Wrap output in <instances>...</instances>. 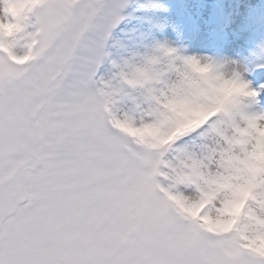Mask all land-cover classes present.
Returning <instances> with one entry per match:
<instances>
[{
  "label": "snow or ice",
  "instance_id": "6c2138e0",
  "mask_svg": "<svg viewBox=\"0 0 264 264\" xmlns=\"http://www.w3.org/2000/svg\"><path fill=\"white\" fill-rule=\"evenodd\" d=\"M159 7L0 0V264H264V41L228 61L241 103Z\"/></svg>",
  "mask_w": 264,
  "mask_h": 264
},
{
  "label": "rangeland",
  "instance_id": "374dc122",
  "mask_svg": "<svg viewBox=\"0 0 264 264\" xmlns=\"http://www.w3.org/2000/svg\"><path fill=\"white\" fill-rule=\"evenodd\" d=\"M155 3L160 7L150 10V18L153 24L162 27L151 29L153 41L186 48L185 54L206 53L218 58L212 50L227 45L219 40L227 32L223 26L229 16L237 15L241 9L253 7L249 9V22L258 25L264 34V0H155ZM253 42L250 40L252 48Z\"/></svg>",
  "mask_w": 264,
  "mask_h": 264
},
{
  "label": "clouds",
  "instance_id": "9594fccd",
  "mask_svg": "<svg viewBox=\"0 0 264 264\" xmlns=\"http://www.w3.org/2000/svg\"><path fill=\"white\" fill-rule=\"evenodd\" d=\"M166 45L171 49H174V55L191 60V63L183 64V69L191 80H204L209 78L211 75L216 74L220 77L216 88L219 94L225 97H237L241 101V103L245 102L248 99L244 96L243 90L240 89L239 84L232 83L229 80L231 66L228 61L231 60L230 58L209 57L206 54L198 53L185 54L186 48H181L170 44ZM260 124V136L264 138V121H260ZM134 134L147 135L150 133L148 132V130H145L143 132H137ZM198 210V207L192 209L193 212H196ZM259 243L261 245H264V241H259Z\"/></svg>",
  "mask_w": 264,
  "mask_h": 264
},
{
  "label": "bare ground",
  "instance_id": "6f19581e",
  "mask_svg": "<svg viewBox=\"0 0 264 264\" xmlns=\"http://www.w3.org/2000/svg\"><path fill=\"white\" fill-rule=\"evenodd\" d=\"M249 9H241L240 12H237V15H235V13L232 14L226 34L221 35V38L219 39L222 42L227 43V45L224 48L217 47V50H212L216 51L218 58L227 57L234 60L238 57H244L248 54L249 50L252 49V45L250 46V40L254 41L253 43L255 44L264 41V36L261 30L256 24L249 22L251 21V17L249 16L251 11H249ZM252 9L253 7H251L250 10ZM197 50L202 49L197 48Z\"/></svg>",
  "mask_w": 264,
  "mask_h": 264
}]
</instances>
